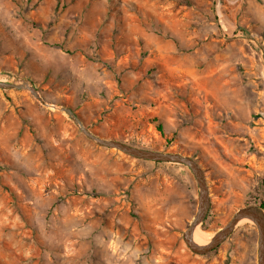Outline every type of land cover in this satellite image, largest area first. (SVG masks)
<instances>
[{"label": "rangeland", "instance_id": "374dc122", "mask_svg": "<svg viewBox=\"0 0 264 264\" xmlns=\"http://www.w3.org/2000/svg\"><path fill=\"white\" fill-rule=\"evenodd\" d=\"M250 3L262 8L0 0V81L54 106L0 89V264H256L249 221L208 254L187 248L198 187L186 167L99 147L60 110L101 137L193 158L209 195L199 231L213 237L264 176V32Z\"/></svg>", "mask_w": 264, "mask_h": 264}, {"label": "water", "instance_id": "95a60500", "mask_svg": "<svg viewBox=\"0 0 264 264\" xmlns=\"http://www.w3.org/2000/svg\"><path fill=\"white\" fill-rule=\"evenodd\" d=\"M1 90H26L29 94L45 107L49 105L39 94L37 89L26 81L4 82L0 81ZM69 119L77 126L81 134L99 147L112 149L131 159L152 162L170 163L186 167L192 174L198 187V196L195 213L187 229L182 234V239L187 248L197 255L208 254L223 244L233 233L237 224L242 220H249L257 231L256 264H264V210L257 206L249 205L237 209L226 224L204 246H198L193 241L194 230L201 225L208 211L209 195L205 174L199 164L191 157L177 152H163L139 148L114 139H107L96 135L85 128L78 116L70 108H61Z\"/></svg>", "mask_w": 264, "mask_h": 264}, {"label": "trees", "instance_id": "16d2710c", "mask_svg": "<svg viewBox=\"0 0 264 264\" xmlns=\"http://www.w3.org/2000/svg\"><path fill=\"white\" fill-rule=\"evenodd\" d=\"M156 129H157V131L161 134V135H163V131H162V126L161 125H159V124H157L156 125ZM117 141H120V142H122V143H126V144H128V145H132V146H135V147H139V146H137V145H134V144H130V143H128V142H126V141H122V140H117ZM157 164H160V163H157ZM261 189H260V192L259 193H257L256 194V196H252V202H251V204H253V205H256L257 207H259L260 209H262V210H264V176H263V178H262V180H261ZM250 203H248V204H246V205H251ZM204 224V223H203ZM203 224H202V226H203Z\"/></svg>", "mask_w": 264, "mask_h": 264}, {"label": "crops", "instance_id": "0c3cea01", "mask_svg": "<svg viewBox=\"0 0 264 264\" xmlns=\"http://www.w3.org/2000/svg\"><path fill=\"white\" fill-rule=\"evenodd\" d=\"M260 1L262 5V6L260 5V7L262 8L255 9V6L252 3H250L249 7L253 9L251 13H252V18L255 21V24L258 27H260L261 30L264 32V0H260Z\"/></svg>", "mask_w": 264, "mask_h": 264}, {"label": "bare ground", "instance_id": "6f19581e", "mask_svg": "<svg viewBox=\"0 0 264 264\" xmlns=\"http://www.w3.org/2000/svg\"><path fill=\"white\" fill-rule=\"evenodd\" d=\"M54 108V107H53ZM56 109V107H55ZM247 222L249 220H242L240 221L237 226L241 225L243 222ZM250 222V221H249ZM199 227H197L194 232H193V241L195 244H197L198 246H204L206 245L209 240L212 238V236L208 235V234H205V233H202L199 231Z\"/></svg>", "mask_w": 264, "mask_h": 264}]
</instances>
